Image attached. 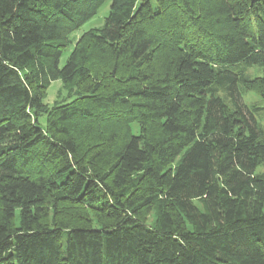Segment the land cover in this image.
<instances>
[{
    "label": "trees",
    "instance_id": "trees-1",
    "mask_svg": "<svg viewBox=\"0 0 264 264\" xmlns=\"http://www.w3.org/2000/svg\"><path fill=\"white\" fill-rule=\"evenodd\" d=\"M106 1L0 0V264H264V0Z\"/></svg>",
    "mask_w": 264,
    "mask_h": 264
},
{
    "label": "rangeland",
    "instance_id": "rangeland-1",
    "mask_svg": "<svg viewBox=\"0 0 264 264\" xmlns=\"http://www.w3.org/2000/svg\"><path fill=\"white\" fill-rule=\"evenodd\" d=\"M110 1L111 0H107L106 3L104 4V6L99 10V12L96 14V16H94L91 20H89L88 22H86L82 28H80L79 30L75 31L74 33H72L69 37V40H71L74 44L79 37L93 29V28H98L100 26H102L104 18L108 15L109 12V6H110ZM71 49H69L68 51H66L63 54V57L61 58V64L62 65L64 63V61L66 60L69 52ZM248 75L251 76V78H257V77H263L264 73L258 69V68H249L247 70ZM67 95V89L64 88V86L61 84V82L59 81H55L53 83H51V86L49 87V89L46 91V96L44 99V102L47 103L48 105H52L55 102H60L61 100H63ZM244 99L245 102L250 105V106H256V107H263L264 106V102H262V100H260V97L253 93V92H245L244 94ZM264 112H261V117H260V124L262 126H264V116H263ZM100 131H107L106 128L104 129H100ZM137 128L134 125L133 126V132H136ZM154 220V212H152L149 216H147L146 222L150 223Z\"/></svg>",
    "mask_w": 264,
    "mask_h": 264
}]
</instances>
